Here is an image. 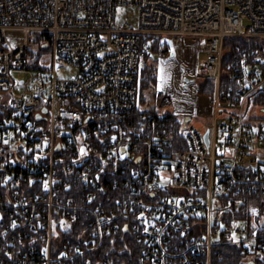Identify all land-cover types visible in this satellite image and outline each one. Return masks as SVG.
I'll list each match as a JSON object with an SVG mask.
<instances>
[{
  "label": "built area",
  "instance_id": "built-area-1",
  "mask_svg": "<svg viewBox=\"0 0 264 264\" xmlns=\"http://www.w3.org/2000/svg\"><path fill=\"white\" fill-rule=\"evenodd\" d=\"M118 7L137 8L135 23H116ZM230 38L264 45V0H0V264H125L114 240L139 264H210L223 246L264 262L263 199L246 205L264 195V57L237 44L225 70ZM32 39L52 74L30 87L11 73ZM168 39L195 45L186 90L213 81L196 103L213 117L203 131L138 105ZM58 61L76 73L56 77Z\"/></svg>",
  "mask_w": 264,
  "mask_h": 264
},
{
  "label": "rangeland",
  "instance_id": "rangeland-1",
  "mask_svg": "<svg viewBox=\"0 0 264 264\" xmlns=\"http://www.w3.org/2000/svg\"><path fill=\"white\" fill-rule=\"evenodd\" d=\"M115 14H116L115 15L116 23L121 22L125 17H127L130 22L135 23L137 19L138 9L135 7H118L116 9ZM243 23L247 24L248 21L244 19ZM41 50H42V47L40 46V44L33 41L32 39L31 47L28 52V60H29V63H33L35 61L38 62L39 65L43 66L44 70H42L41 68H36V70H33L34 67L28 65V67L22 71H13L11 73L13 81H18V82L21 81L23 83H27L28 86L32 87V86H35L40 81V76H45V75L48 76L52 74L51 58L47 53L40 54ZM173 51H174V54L176 53V57L173 59V61L170 64H168L169 66H173V65L176 66V62H178L179 60L181 61V57L187 58V62L189 59L192 62H195V55H196L195 45L192 44L191 41L178 43V45L174 46ZM208 54H209L208 52H205L202 50L197 51L198 65H201L206 60ZM162 59L160 58V60ZM184 67L189 68V66L187 65H184ZM166 69L164 71H166ZM54 72H55L56 77L58 78L69 77L76 73V68L63 61H58L54 65ZM166 76L169 80H171L170 75H166ZM18 90L19 89H17L16 91ZM165 90L168 95L164 98V100L161 99L159 101V105H160L159 107L156 104L157 98L155 97V95L152 94L151 91L147 92L144 95L145 103H141V107H143L144 109L153 108L152 110H155L158 108L159 110L165 112V110L171 109L172 107L171 102L178 100V99L181 100L183 97H185V95L189 97L190 95L197 94V96L200 97V99H202L204 102L205 100L206 101L209 100L208 93L201 94L199 90L196 91L195 89H189L185 95L180 89H177V88L172 89L169 85L165 88ZM138 105H139V100H138ZM193 106L196 107V104L194 103ZM209 108L210 107H208V109L205 111L206 113H204V115L201 113V111L203 110L198 109L197 111L199 112L198 115L190 117V121H189L190 125L194 126L197 129L200 128L202 131L205 130V128L207 127V124H210L213 121V117H211V114H209ZM257 112H259L258 109H257ZM262 112L264 113V108L262 109ZM169 113H172V112H169ZM254 113H256V111H254Z\"/></svg>",
  "mask_w": 264,
  "mask_h": 264
},
{
  "label": "trees",
  "instance_id": "trees-1",
  "mask_svg": "<svg viewBox=\"0 0 264 264\" xmlns=\"http://www.w3.org/2000/svg\"><path fill=\"white\" fill-rule=\"evenodd\" d=\"M239 44L241 46V48H250L252 49L255 53L257 54H261L262 57H264V45H261V42L256 40L255 38L253 39H244V38H230L225 40V47H226V51H225V55L223 56V66L225 67L224 69L227 70V66L229 63V56L233 53L231 52V49L235 50V45ZM157 50L156 45H154L153 47V51L155 52ZM231 52V53H230ZM48 54L47 49H43L40 51V54ZM29 66L34 67V69L36 68H41L43 69L42 65H39L38 62H33V63H29ZM156 71H157V63L155 62V60L150 61L149 66L144 69L143 73L141 74V78H140V82H139V87H140V94H139V103H145V97L144 94L147 91H151L152 93L154 92V88L156 85ZM227 74V73H226ZM226 74L222 75V80L220 82V89L221 91H225L227 85L230 83L229 78L226 76ZM199 91L200 93H211L213 91V81L211 79H202L199 83ZM153 108H149L148 111L150 112H155L154 110H152ZM170 116V115H169ZM170 120L174 125H177V118L174 116H170ZM117 190L119 189H113L111 190L112 194L111 196H114L115 192H117ZM254 197H257L256 200L263 199L260 202V206H261V210L264 213V195H253V196H249L246 200V205L253 202ZM103 203L104 207L107 209L109 203L114 205L113 203H115L114 200H107L103 199L102 196H100L99 194L97 195V197L94 198L93 203H97L100 204ZM244 206V205H243ZM242 210L244 211V214L242 213V211L237 212L239 215L241 216H245V209L242 208ZM247 219V218H246ZM108 241V240H107ZM115 243H118L120 247L116 248L114 251H112L113 253L117 254L119 256L120 259V263L123 262L125 264L131 263V264H139V256H140V251L138 248L134 247L131 249H124L123 247V243L121 241L118 240L115 241ZM134 244V242H132V239L128 240L127 244ZM135 245V244H134ZM110 251V250H109ZM108 251V252H109ZM106 251H104V253H108ZM111 253V251H110ZM114 255V254H113ZM210 264H264V262H254L251 263L249 262V258H247L245 256V254H242L241 252H239V249L233 247V246H223L218 253L213 254L211 257V261Z\"/></svg>",
  "mask_w": 264,
  "mask_h": 264
},
{
  "label": "crops",
  "instance_id": "crops-1",
  "mask_svg": "<svg viewBox=\"0 0 264 264\" xmlns=\"http://www.w3.org/2000/svg\"><path fill=\"white\" fill-rule=\"evenodd\" d=\"M181 42H189V40L183 39ZM176 45H178V44H176ZM195 52H196V50H195ZM175 57H176V53L173 56H170V54H168V57H164L163 59L161 58L162 60H160V59L156 60L157 71H156V85H155L154 91H156L155 94H162L163 100H164L165 96L168 95L166 90H165V88L168 85L172 89H175V88L180 89L181 88L182 89L181 91L183 92L184 95L186 94L187 90L191 89L190 88L191 86H189L187 88V90L182 86L180 87V81L182 80L184 73L187 72V69H186V67H184V65L189 66L192 61L189 59L187 62V58L181 57V61L179 60L178 62H176V66L175 65L169 66L168 64H170ZM181 66L183 67L182 69H181ZM166 67H167V69H166ZM165 69H166V71H164ZM166 75H170L171 80H169ZM163 82H165V83H163ZM147 92H149V91H147ZM147 92H145V94ZM155 97L157 98V96H155ZM183 98L181 100L178 99V100L171 102V106H172L171 109L165 110V111L172 112V113H174L176 115H180V116L198 115V113H199V112H197L198 109L196 107H194L193 105H194V103L196 104L198 102H201L202 100L197 97V94L196 95H190L189 97H187V95H185V97H183ZM166 100H168V99H166ZM141 109H144V108L141 107Z\"/></svg>",
  "mask_w": 264,
  "mask_h": 264
},
{
  "label": "water",
  "instance_id": "water-1",
  "mask_svg": "<svg viewBox=\"0 0 264 264\" xmlns=\"http://www.w3.org/2000/svg\"><path fill=\"white\" fill-rule=\"evenodd\" d=\"M168 45L170 46V48H171V51H170V56H173L174 55V51H173V47H172V42L168 39ZM183 67L181 66V69H182ZM191 82V79L190 78H188V77H186V76H183L182 77V80H181V85H182V87H186L187 85H188V83H190ZM204 139H205V142L207 143L208 142V139H207V131L205 132V134H204Z\"/></svg>",
  "mask_w": 264,
  "mask_h": 264
},
{
  "label": "snow or ice",
  "instance_id": "snow-or-ice-1",
  "mask_svg": "<svg viewBox=\"0 0 264 264\" xmlns=\"http://www.w3.org/2000/svg\"><path fill=\"white\" fill-rule=\"evenodd\" d=\"M81 152L83 153L84 152V149L81 148ZM141 215H143V213H141ZM145 231H147V229H145Z\"/></svg>",
  "mask_w": 264,
  "mask_h": 264
},
{
  "label": "bare ground",
  "instance_id": "bare-ground-1",
  "mask_svg": "<svg viewBox=\"0 0 264 264\" xmlns=\"http://www.w3.org/2000/svg\"><path fill=\"white\" fill-rule=\"evenodd\" d=\"M145 112L151 113L150 111H145Z\"/></svg>",
  "mask_w": 264,
  "mask_h": 264
}]
</instances>
